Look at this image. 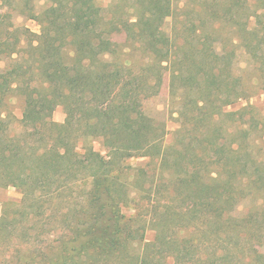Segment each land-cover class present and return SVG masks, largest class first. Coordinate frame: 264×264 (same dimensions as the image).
I'll list each match as a JSON object with an SVG mask.
<instances>
[{
  "label": "trees",
  "instance_id": "obj_1",
  "mask_svg": "<svg viewBox=\"0 0 264 264\" xmlns=\"http://www.w3.org/2000/svg\"><path fill=\"white\" fill-rule=\"evenodd\" d=\"M128 1L47 0L37 12L22 0L39 33L0 12V186L22 194L4 205L0 264H264V204L233 213L264 190L244 143L227 141L238 112L224 107L243 92L216 64L202 19L164 29L189 0ZM165 74L179 106L171 161L155 146L165 125L142 104ZM13 97L24 103L19 132ZM148 155L151 180L144 167L127 174Z\"/></svg>",
  "mask_w": 264,
  "mask_h": 264
},
{
  "label": "rangeland",
  "instance_id": "obj_2",
  "mask_svg": "<svg viewBox=\"0 0 264 264\" xmlns=\"http://www.w3.org/2000/svg\"><path fill=\"white\" fill-rule=\"evenodd\" d=\"M98 1L104 7H108L116 0ZM178 1L180 6H183L185 0ZM2 2L3 4L0 0V12H10V19L16 26H27L35 33L40 32L39 23L30 18L29 13L22 11V0H2ZM131 3L132 0L128 1L127 7ZM189 4V12H179L176 19L168 17L164 22V29L172 32L174 25L180 19H186L187 23L191 20L195 22L198 18L202 19L205 36L209 38L207 44L213 46L219 55L216 64L224 70V76L231 74L236 80L235 90L243 92L242 97L224 107L227 112H238L235 116L238 119L234 124V136H228L227 141H231L232 138L242 141L244 150L249 153L247 157L249 172H257L256 176L260 173L264 177V0H189ZM35 5V10L39 12L47 6V0H35ZM193 5L200 11L193 12ZM7 62V59L2 60L0 68H4ZM168 82L169 75L165 74L161 91L147 99L143 97L142 104L145 112L154 117L159 126L165 125L166 133L155 146L161 152L162 158L171 161L173 151L175 152L173 144L179 127L178 113L175 110L179 106L170 96ZM227 93H229L227 90L221 92L220 97L225 98ZM11 103L14 118L10 127L13 132H19L21 130L19 120L22 117L24 103L20 97H13ZM65 118L66 112L63 106H57L52 119L62 123ZM94 147L102 153L106 151L99 140L94 142ZM149 161V155L129 159L127 163L131 166L127 174H134L136 167H144L150 175L148 180H151L155 167ZM160 173L162 170L157 168L155 180L158 184H161L162 180ZM250 191L251 193L237 204L233 213L243 215L258 202L264 204V190L253 187ZM21 196V192L14 186H0V218L5 203L11 199L19 200ZM155 234V230L149 228L145 239L152 241Z\"/></svg>",
  "mask_w": 264,
  "mask_h": 264
}]
</instances>
